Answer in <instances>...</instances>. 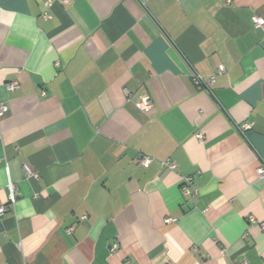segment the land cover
<instances>
[{
  "label": "crops",
  "instance_id": "1",
  "mask_svg": "<svg viewBox=\"0 0 264 264\" xmlns=\"http://www.w3.org/2000/svg\"><path fill=\"white\" fill-rule=\"evenodd\" d=\"M47 1L0 0V264H264V0Z\"/></svg>",
  "mask_w": 264,
  "mask_h": 264
},
{
  "label": "built area",
  "instance_id": "2",
  "mask_svg": "<svg viewBox=\"0 0 264 264\" xmlns=\"http://www.w3.org/2000/svg\"><path fill=\"white\" fill-rule=\"evenodd\" d=\"M70 2H71V0H49V1L46 2V7L51 8L54 3L69 4ZM43 18L45 20H49L51 18V15L49 13H45L43 15ZM254 24H255L256 27L264 28V20L259 18V17H255L254 18ZM219 73L220 74L225 73V67L223 65H221L219 67ZM194 80H195L196 83H202L203 82L201 77H199V76H195ZM209 82L210 83L215 82V77L210 78ZM7 88H8L9 91H14V90H16L18 88V83L8 84ZM43 95H45V93H43ZM137 106L142 112L147 113L148 111H150V109L152 107V102H151V100L149 98L145 97V98L142 99L141 102H139L137 104ZM8 111H9V107L7 105L0 104V119L5 117L6 114L8 113ZM243 128L244 129H248L249 125L246 124V125L243 126ZM0 135H1V127H0ZM196 137H197V139L199 141L203 142L204 135L202 133H198L196 135ZM153 161H154V158H152V157H150L148 155H144L138 160V164L143 166V167H149L153 163ZM165 165L170 170H175L176 169V165L174 163H172L171 161H167L165 163ZM24 170H25L26 175H28V176H32V177L37 176L36 173L30 167H28L27 165L24 166ZM7 171H8V168H7ZM257 172H258V175L260 177H264V167L258 168ZM191 184H192V178H190V177L185 180L184 184H182V191H183V193L185 195H188V194L192 193L191 187H190ZM8 191H9L8 202L10 204H15L17 190H16L15 185L13 183H11V182L8 185ZM6 211H7V208L5 206L0 207V216H3L6 213ZM172 221H173L172 219H167L166 223H170ZM250 222L251 223H255V219L253 217H251L250 218ZM260 226H261L262 230H264V223H261ZM113 249L114 250L118 249V245H114ZM234 264H246V263L245 262L242 263V262H237L236 261Z\"/></svg>",
  "mask_w": 264,
  "mask_h": 264
}]
</instances>
